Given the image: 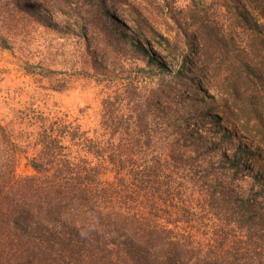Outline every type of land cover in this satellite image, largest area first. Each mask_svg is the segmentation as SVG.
<instances>
[{
  "label": "trees",
  "instance_id": "1",
  "mask_svg": "<svg viewBox=\"0 0 264 264\" xmlns=\"http://www.w3.org/2000/svg\"><path fill=\"white\" fill-rule=\"evenodd\" d=\"M199 4L200 68L206 81L221 78L213 89L222 97L221 112L256 146L244 156L263 158L264 0H225V22L205 13V1ZM4 8L0 0V13ZM21 21L0 18L4 48L9 39L2 29ZM148 57L140 72L152 76L155 65L167 73ZM140 89L130 80L104 99L95 137L72 121L42 117L39 152L28 158L33 175L17 174L19 147L0 125V264H264V211L228 188L233 182L207 159L223 146L205 147L214 142L208 127L223 140L231 137L219 116L211 108L187 109L183 100L173 108L163 89L160 102L181 114L154 127L149 98L157 93L140 97ZM74 146L88 155L74 156ZM220 164L224 171L241 169L239 159ZM106 172L112 181L102 179Z\"/></svg>",
  "mask_w": 264,
  "mask_h": 264
},
{
  "label": "rangeland",
  "instance_id": "2",
  "mask_svg": "<svg viewBox=\"0 0 264 264\" xmlns=\"http://www.w3.org/2000/svg\"><path fill=\"white\" fill-rule=\"evenodd\" d=\"M202 1L208 16L225 22V0H2L0 18L22 20L15 28L2 29L9 48L0 43V125L19 147L17 174H35L28 158L39 152L42 117L72 121L95 137L96 131L101 133L104 99L134 80L140 84V97L157 93L149 98L154 127L164 116L181 114L160 102L163 89L173 108L185 105L200 114L211 108L219 116L223 131L231 137L223 140L208 127L205 134L214 142L205 147L223 146L207 159L217 164V173L224 172L225 181L233 182L228 188L254 199L257 210L264 211V157L244 156L256 146L221 112L222 97L213 90L221 78L215 74L206 81L200 68L194 15ZM148 56L164 64L167 73L161 74L155 65L152 76L140 72L138 68L148 69ZM187 72L189 76L183 77ZM130 107L124 111L127 116L133 113ZM72 153L88 155L77 146ZM237 159L241 160L237 172L221 167L220 163ZM113 178L110 172L102 175L105 181Z\"/></svg>",
  "mask_w": 264,
  "mask_h": 264
}]
</instances>
